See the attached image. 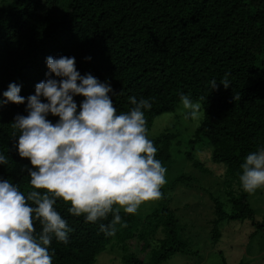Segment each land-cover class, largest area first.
Wrapping results in <instances>:
<instances>
[{"label": "trees", "instance_id": "16d2710c", "mask_svg": "<svg viewBox=\"0 0 264 264\" xmlns=\"http://www.w3.org/2000/svg\"><path fill=\"white\" fill-rule=\"evenodd\" d=\"M49 56L74 57L81 75L89 73L109 83L117 114L133 107L129 97L150 100L151 108L145 110L147 133L156 117L177 109L182 94L199 102L202 120L187 141L184 156L194 169L207 174L195 154L203 141L211 164L224 169L225 203L203 189L212 202L210 238L219 240L222 221H249L253 235L264 234V222L255 220L250 193L239 182L246 155L264 147V0H0V100L9 83L18 84L19 95L25 98L34 94L35 85L46 79ZM213 79L217 86L210 90ZM225 79L228 88L219 84ZM73 99L79 110L84 98ZM41 102L46 100L41 97ZM26 103L25 99L24 104L0 105V152L10 158L0 165V180H9L25 194L32 190L28 176L32 166L18 155L12 122L17 115H27ZM46 119L56 123L58 117L49 114ZM174 137L166 129L151 139L162 166L171 160ZM190 178L179 175L172 183ZM68 207L57 199L55 208L72 231L67 244L51 241L52 264H93L100 253L117 246L125 250L135 238L144 241L141 250L146 249L149 231L163 235L150 249L152 264L175 254H197L183 239V226L168 207L144 218L120 211L123 226L117 224L112 236L99 231V224H108L111 214L96 223L85 222L83 216L71 215ZM34 228L41 231L39 220ZM121 261L142 264L127 254Z\"/></svg>", "mask_w": 264, "mask_h": 264}, {"label": "clouds", "instance_id": "9594fccd", "mask_svg": "<svg viewBox=\"0 0 264 264\" xmlns=\"http://www.w3.org/2000/svg\"><path fill=\"white\" fill-rule=\"evenodd\" d=\"M45 62L46 79L35 85L34 94L25 98L18 84L9 83L0 100V105L27 101V115L14 117L12 128L18 155L32 166V190L27 194L9 180H0V264H52L51 241L67 244L72 231L55 208L57 199L85 222L96 223L111 214L99 231L112 236L117 224L123 226L121 210L136 214L142 202L161 198L166 184V168L147 135L145 110L151 108L150 100L129 97L133 107L117 114L111 85L89 73L81 75L74 57L49 56ZM219 84L230 86L227 79ZM216 86L215 79L209 81L210 90ZM76 95L84 98L79 110ZM180 102L187 117L199 118V102L183 94ZM49 114L58 117L56 123L46 119ZM9 159L0 152V165ZM240 168L243 191L264 187V147L249 152ZM35 220L42 226L39 233Z\"/></svg>", "mask_w": 264, "mask_h": 264}, {"label": "rangeland", "instance_id": "374dc122", "mask_svg": "<svg viewBox=\"0 0 264 264\" xmlns=\"http://www.w3.org/2000/svg\"><path fill=\"white\" fill-rule=\"evenodd\" d=\"M201 120V111L196 120L187 117L181 102L173 112L162 114L153 120L147 133L149 139L158 138L166 129L175 135L170 147L171 160L164 166L166 184L162 187L163 195L157 200L142 202L134 216L144 218L160 207H168L174 211L179 226L181 228L183 226L181 235L191 250L197 254L190 256L175 254L162 264H222L221 259H224L226 264H264V234L258 232L253 235L254 228L249 221H222L219 224L221 234L219 240L213 242L210 238L212 202L208 194L226 202L221 184L224 169L211 164L210 155L205 151V149L208 151V148L204 147L206 143L203 141L196 147L198 152L195 154L203 161L204 167L208 170L207 174L194 169L184 156L189 151L187 141ZM179 175L191 178L174 185L172 181ZM248 200L254 211L255 220L264 222V187L250 193ZM161 238L163 235L160 231L154 233L149 231L146 236L148 248L141 250L144 241L135 238L134 241L126 243L125 250L117 246L100 253L93 264H123L121 259L126 254L139 259L142 264H152L149 257L150 249Z\"/></svg>", "mask_w": 264, "mask_h": 264}]
</instances>
